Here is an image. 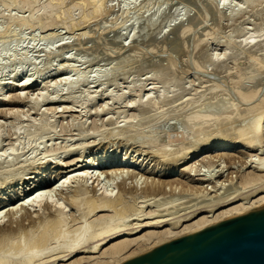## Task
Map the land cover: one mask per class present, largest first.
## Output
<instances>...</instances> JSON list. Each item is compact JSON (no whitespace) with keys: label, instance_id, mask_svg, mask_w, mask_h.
I'll return each mask as SVG.
<instances>
[{"label":"bare ground","instance_id":"bare-ground-1","mask_svg":"<svg viewBox=\"0 0 264 264\" xmlns=\"http://www.w3.org/2000/svg\"><path fill=\"white\" fill-rule=\"evenodd\" d=\"M65 1L66 0H4L0 2V18H5L8 26H10L12 22H15V20L17 21L16 29L9 30L6 27L0 29V37L3 40L8 38L11 39L2 40L0 42V55L2 56L3 53L5 54L0 62V68H5L16 62L21 63V65L34 64L31 58L29 59L27 57V51H25L27 55L23 53L24 51L22 53H19V51L16 52L17 49L14 51L16 54L14 52L11 53L13 50L10 46L13 42L12 39L17 40V35L20 32L26 29H34L36 26H41L43 29L49 27L53 28L52 26L55 22L61 23V21L65 27H67L66 25L68 24L69 26L71 25V29L77 26L81 27L84 26L82 24H86L88 21L90 22L105 11H113L112 7L106 5L107 0H71V2L69 1V3L64 5ZM145 1L147 0H142L140 6H142ZM164 1L165 0H157V9L153 16L145 17L144 12H140L142 14L137 15L138 17L135 19L134 27L135 29L142 28V36H149L152 30V36H159L173 26L174 22H171L165 24L163 29H160L158 33L154 31L158 21L163 19L166 20L173 14L172 7L166 6L162 9L165 3ZM222 1L225 2L226 0ZM18 2L21 8L30 10L29 15L25 14L27 15L25 16L22 14V17L19 18L18 16V18H16L12 8H14L13 6ZM137 4L138 3L131 1L127 2L125 12L129 13L131 9H137ZM236 5V7L230 9L228 14L222 13L218 6L215 7V24L217 25L221 20L225 19L229 27H231L225 35H220L219 31L222 32V29L220 30L218 28H216V30H214V28L213 30L216 32L218 29L219 31L217 33L219 34L212 35L215 34L213 31L211 34L210 31L213 25L208 34L209 36L212 35V38H209V40L212 39L211 41H207V37L196 38L194 41H197L195 44L201 51L206 49L208 43H216L217 45L223 40L225 42L224 44H226L223 54H207L202 52L205 56L201 58L206 61L201 63L197 62L195 65L199 72H203L206 75L209 74L206 80L201 81V83L208 84L205 85L209 90L208 92L201 94L196 99L182 100L186 94L181 92V90L184 91V89L188 87H185L180 78L173 76L174 73L171 72L173 69L163 72L161 67L159 68V66H156V68L154 67L152 69L153 73L150 75L149 80L152 84L163 83L165 86V88H163L164 90H159L160 92H157L158 94L156 95L148 94L145 100H143L144 95L139 92L135 98L132 99L131 106L143 108V110L145 107L147 109H145V113H149L153 110L154 103L152 102L158 99L161 100L163 105L168 107L158 110L153 117L152 121L154 122L151 121V123L146 126V129H136L133 123L126 122V124L121 125L122 127L116 126L108 128L106 131L102 130L104 132L101 131V142L109 137L120 136L121 138L122 135L133 131L142 132L147 138L143 142H136L138 144L137 146L146 147L151 144L156 148L158 144L156 142L150 143L148 139V137L152 135L155 123L166 115L170 117L171 113L173 118L181 117L180 119L186 122V126H188L176 132L177 139L181 140V146L178 147L177 150L176 147L174 149H171L172 147L151 148L150 152L156 157H159L164 163L168 161L173 163L174 165H171L172 168L143 166V159H138L135 154L126 155L124 158L116 160L111 155L115 150L114 145L113 147L104 148L99 152L89 153L87 156H83V159V157L80 156L88 145L82 144L78 149L80 155L75 154L74 157V155H71V151H74V149H70L63 158H52L54 160L50 163H48L50 160H41V162L36 164L35 168L33 167L34 170L22 185L31 184L30 186L33 188L34 196L32 194L30 198L24 201V204L22 202L20 204L18 203V205L23 206L27 203L26 207L24 206L25 209L27 206H29L28 208L37 206L43 209L38 208L39 210H34L37 212V219L32 218L33 213H31V215L29 213L27 218L31 216L32 219L36 220H33V223H29L28 220H30V218L27 220L25 218L26 216H23L27 214L23 207L20 206V208H15L16 206H11L10 208L9 206L8 210H5L7 209L6 207L9 201L20 197L23 192L21 189L23 186L14 187L11 195L8 192L12 188V185L22 178H14L13 172L22 168V163L29 161L20 158L21 156L14 151V145L8 148L11 152H8V149H0V180L2 178V182L0 183V219L1 215L3 218V213H6L4 211L8 213H6L8 216L7 219L10 217V221L5 219L7 221L6 223H0V264H46L47 262H50V264H59L60 262H66L65 264H78L80 260H76L75 257L80 254H84V258H91L95 254L101 256L104 258V262H97L99 264H121L130 256H135L138 252L142 251L140 249L145 247L147 242L152 243V245L147 248L150 250L165 241L199 231L209 225L245 213L249 209L264 205V173H262L264 172L263 155L261 158L260 155L256 156L257 158L259 157L258 160L253 159L256 161L253 172L244 173V175L240 177L241 180H237L239 183H235L236 180L234 182L232 181L237 186L234 184V186L231 185L232 183L230 184L231 181L228 178L227 181L230 182L224 184L227 186L230 184V187L227 188L225 185L223 186L221 182V189H223L224 192L221 190L222 193L220 195L217 192V196L212 200V196L207 197L209 189L211 191V188H208L209 185L213 184L211 186L212 188L217 185L219 177L225 172L222 170L223 167H227L226 163H231V160H234L233 158L236 159L235 155L243 154L246 152V149L255 148L257 146L260 148L264 147V94H262L264 91L261 93L263 97L259 95L261 97L260 101L257 100L259 102H254V104H257H252L253 106H250L251 102L250 104L248 102L249 107L246 102L251 100L254 101L253 98L256 97L257 91L255 92L253 89L250 90L249 87L244 88L242 86L243 79L240 73H237L233 78L231 77L233 84L231 89L233 90L232 93L235 96V100H238L240 103H246L248 107L245 106L244 108L241 104L243 107L242 109L238 102L235 100V102H231L230 100L223 104H219L217 108L209 112L203 110L209 99H214L219 96L220 90L218 89H224L223 86H219V82V85L217 84V80L214 77L218 74L215 73L216 70L219 69V72L224 73V76H226V74H229V69L231 67L225 64L222 66V63H219L221 57L225 58L227 56L231 62H236L245 52L247 58L249 57V60H251L250 67L256 62L259 68L264 70V0H243V2H239ZM245 11L247 13L252 11L257 13L254 15L253 19L250 20V23H253V27L246 28V30L243 27V22L245 21L244 19L247 20L249 17L244 16L246 13ZM238 15L241 16L237 17ZM205 19L203 18L201 20L203 21ZM231 21L232 23H229ZM126 22L127 16H124L119 24L114 22V19H110L104 24L102 31L106 32L112 27L124 26ZM216 25L214 27H216ZM189 28L191 29L185 28L184 30L183 27L181 31L183 30L184 33L191 34L192 26L190 25ZM52 33L54 34V32H51L47 36H44V38L52 36ZM87 33L88 32H84L81 35L83 36V34L86 35ZM120 35L121 33L117 34L114 37V41H117ZM237 36L242 37V39L235 40ZM78 39L76 40L78 41ZM19 41L20 39H18V42ZM77 43L82 47L80 42ZM62 45L61 47L65 46ZM82 52H84L83 48H79L80 55ZM50 53H52V49L45 48V54L48 55ZM97 57L95 56L96 59H99ZM244 57L246 58V56L243 55V58ZM52 58L53 56H47L46 64L48 67L53 66ZM74 59L75 58L71 55H63L55 64L56 67L54 70L55 72H60L65 75L66 84L70 88L80 87L88 80L85 72H80L78 73L76 81H70V75L66 69H68L67 66L70 65L69 62ZM122 63L129 64L128 59L122 60ZM169 65L168 67H173L171 63ZM20 67L13 70L8 78L0 80V106L8 101L7 93L13 90V88L17 91L15 98H20L21 95L24 94V88L32 87L31 84L34 82L41 84L50 77V74L46 72L35 79L31 76L23 77L18 83V76L22 72V67ZM213 71L215 73H212ZM111 72H113V68L106 71L103 76L100 75L98 77L101 83L100 85H103L110 79L109 76ZM127 72L128 71L124 74L126 75ZM256 78L257 75L249 74L247 76V82H251ZM125 83H128L129 86H124V88L127 89L126 92L124 91V94L136 86H141L139 89L142 91L145 86L140 80L126 81ZM119 85L120 83L117 78L113 77L108 83V88L112 86L117 88ZM52 86L56 87L57 85ZM200 87L202 86L200 85ZM259 87H261V85ZM108 88L104 90V95L107 99L114 100L116 97H114L113 89L109 90ZM152 88L154 89L155 87H150L147 92H150ZM255 89L258 90V87ZM180 92L182 96L178 98ZM221 92H224V90H221ZM232 93L230 94L232 95ZM258 93L260 92L258 91ZM71 98L76 101L75 97L72 96ZM96 98L97 96H90L87 100L86 107L91 108ZM123 98H125V95L121 96L118 100H123ZM54 99L57 98L54 97ZM231 99H234V97ZM43 100H46V95L43 91L29 98L28 102L30 106L37 107V111L41 116L37 121H31V123L26 125L25 133L28 139H43L51 134L53 136L57 132L55 124L51 121L49 122L45 109L42 110L40 106V102ZM59 102L74 104L73 101L67 99H63ZM175 102H181V105L185 104L183 107L187 108L183 114H176V108H170ZM63 108L68 109V107ZM88 111L91 110L88 109ZM250 115H252L251 117L253 118L249 117ZM84 125V121L72 123L75 130H78L79 137L85 136L84 133L86 129ZM195 125L198 127L197 130L191 133ZM17 128H19L18 125H15V135L19 133L17 132L19 131ZM184 134H186V136H184ZM89 135L93 136L88 137ZM89 135H86V137H96L95 134ZM3 136L4 132L0 125L1 141ZM18 138L15 140L18 141ZM42 142L44 141L41 140L40 143ZM104 146L105 145H103V147ZM204 153L207 155L201 156ZM8 156L12 157L8 159ZM242 156L240 157L245 161L248 154L246 157ZM238 157L237 155V158ZM237 160L240 161L239 158ZM243 161L241 159L242 163H244ZM35 162L36 159H33L28 165L31 166L35 164ZM190 162H192L191 165H188ZM224 163L225 165L221 166V164ZM17 164L21 165L17 166ZM203 164H205V167L206 164L207 166L209 165L211 169L207 167L210 170L200 172L203 169L200 170L198 167H204ZM61 165H68L69 169L67 168L68 170L65 171V168L63 171L54 172L53 175L50 173L51 177H55L54 179L47 177L48 170L58 169ZM243 165L244 164H242V166ZM215 166L221 167L218 170H214ZM95 170H102V173H106L107 178L105 179L104 175L100 176L102 173H98ZM93 172L94 174H92ZM182 172L189 173V175H192L190 173L193 172V175H201L202 177L198 178L199 181L195 184L188 177L189 180H184L183 177L185 175L182 177ZM62 173L65 174L60 176ZM59 176L63 179L56 181ZM53 180L55 181L51 182ZM90 180L93 187L90 186ZM203 182H207L208 184L204 186ZM7 194L10 197L6 198L5 196ZM57 194L62 198H59L60 201L55 200L57 198L55 195ZM54 196L56 198H54ZM185 196H187V198L189 196L191 199L186 198V200ZM145 197L148 199H145ZM199 198H201L200 202L198 201ZM208 198H210V200ZM59 199L57 198V200ZM192 200L193 202L196 200L198 203L189 205ZM63 201H65V203ZM42 205H45L47 211H44L46 208ZM68 207L69 210L75 209L74 211L76 212L72 215H80V217L78 216V218L75 219L76 217L73 218L71 216L72 221L69 220L71 217L68 219L66 213ZM21 208L23 209L21 213L23 217L20 214L19 217L22 218L21 220L19 218V220L22 222V219L25 218L28 221L26 225L24 223V221H26L25 219L22 223L17 219L18 212H20L19 210H21ZM189 208L190 211L188 210ZM146 209L148 210L146 211ZM186 210H188V212ZM35 212L33 215H35ZM135 220L137 221V225L133 223ZM133 246L137 248L130 251ZM97 257L93 256L91 260H94V258L96 260L98 259Z\"/></svg>","mask_w":264,"mask_h":264},{"label":"rangeland","instance_id":"rangeland-1","mask_svg":"<svg viewBox=\"0 0 264 264\" xmlns=\"http://www.w3.org/2000/svg\"><path fill=\"white\" fill-rule=\"evenodd\" d=\"M1 1H4V0H0V2ZM69 1L71 2V0H66L64 5L69 3ZM129 1L138 3L137 9L139 10H137L136 8H133L129 11V13L125 12V9L127 8L126 3ZM141 1L142 0H107L106 5H109L110 7H112L113 11L112 12L105 11L98 17H95L90 22L88 21L89 23L87 22L88 23V24L86 23L87 25L84 23L82 24L84 26H81V27L72 26L74 28L71 29L70 27L71 25L69 26V24L66 25L67 27H65L62 21L61 23L55 22L52 26L53 28L49 27L50 29L49 28L43 29L41 28V26L40 27L38 26L39 27L38 28L36 26L34 29H26L20 32L17 35V37L18 39H20L21 42L20 41L18 42V39L17 40L12 39L13 42L10 46L13 50L11 51V53L16 51V49H17L16 52L19 51V53H22L24 51L23 53L26 54L25 51H27V54H28V55L26 54L27 57L29 59L31 58L34 64H22L21 65V63L16 62V63L10 64L9 66L5 68H0V80H4L8 78L9 74L13 70L18 69L20 66L22 67V72L18 76V83L23 77L31 76L32 78L35 79V78L42 76L46 72L50 74V77L49 79L45 80V82L41 84H37L34 82L33 84H31L32 87L24 88V94L21 95L20 98H15L16 96L15 94L17 93V91L14 90L15 88H13V90H10L7 93L8 101L5 102L2 106H0V125H1L2 131L4 132L3 139L2 141L0 140V149L7 150L11 145L12 146L14 145L15 147L14 151L21 156L20 157L21 159L28 160L29 162L32 161L33 159H36L35 164H32L30 166L28 165L29 162L25 161L24 163H22L23 165L22 168L15 170L13 172L14 178H17V177L19 178L22 177V178L17 180L12 185V188L8 191L10 195L12 194V190L14 187L16 188V187L23 186L22 184L26 181V178L29 177L30 173L36 167V164L41 162V160L42 161L50 160L48 162L50 163L51 161L54 160L52 158H56V157L58 159L60 157L63 158L70 149L71 150L74 149V151H71V155H74L75 157V154H79L78 149L80 148L82 144H87L88 147L85 149L84 152H82L80 157H83V156L85 157L89 153H94L97 151L99 152L103 150L104 148L113 147L114 145L115 150L112 152L111 155L116 160H120L124 158L126 155L135 154L138 157V159H143L142 160L143 166L144 165H147L149 167L150 166H153V167L162 166L163 168L164 167L165 168L168 167V169L172 168V166L174 165L173 163L169 161L164 163V161L162 162V160L159 157H156L154 154L150 152H151V148L158 149V148H164V147H168V148L172 147L171 149H174L176 147V150H177L178 147L181 146L180 145L181 140L177 139L176 132L188 127L186 126V122H183V120L180 119L181 117L173 118L171 116L172 115L171 113L170 117L169 115H166L155 123V127L152 130L153 131L152 135H150L148 139L150 140V143L156 142L158 144L156 148L155 146H152L151 144H149L150 146L148 145L146 147L137 146L138 144L136 142H143L147 138L146 136H144L142 132L133 131V132L122 135L121 138L120 136L112 137V138L109 137L103 140V142H101L100 141L101 131L102 130L106 131L108 130V128H112L116 126L119 127L121 125L126 124V122L133 123L136 129H139V130L146 129V126L149 123H151V121L153 120L155 113L162 108L168 107L166 105H163L161 100H158V99L152 102L154 103L153 110L150 111L149 113H145L146 112L145 107L143 110V108H136L134 106H131L132 99H134L135 96L139 92L142 95H144L143 100H145V97L148 94L156 95L158 94L157 92L164 90L163 88H165V86L163 83L152 84L151 81L149 80L150 75L153 73L152 69L154 67L156 68V66H159V68L161 67L163 72H167L173 69L171 70V72H173L174 75L173 73L172 75L174 77L177 76L178 78H180V80L185 85V87H188L187 89H184V91L181 90V92L186 94L182 100L196 99L201 94L208 92L209 90L207 86H205L208 84L201 83V81L206 80L209 74L206 75L203 72L202 73L199 72L197 70L198 69L197 66L195 67V65L197 64V62L201 63V62L206 61L205 59L201 58L205 56L202 52H205L207 54H212V53L213 54L214 53L223 54L226 44H224L225 42L222 39H220L222 41H220L217 45L216 43L214 44L208 43L206 49L201 51L200 48L196 46L195 44L197 41L196 42L194 41L196 40V38H204V37H207L206 38L207 41H211L212 39L209 40V38H212V35H216L219 33L220 35L221 34L225 35L230 30L231 27H229V24L227 23L225 19L221 20L220 22L221 24L220 23L217 25L215 24V20H214L215 7L218 6L222 13L228 14L232 7H236L237 6L236 4H238L239 2H243V0H226L225 2H223L222 0H165L164 1L165 3L162 9L165 8L166 6L172 7L173 14L171 17H169L166 20L163 19V20L158 21L157 26L154 29V31L158 33L160 29L161 30L163 29L165 24H168L171 22H174V24L169 30H167L166 32H163L159 36H155V35L152 36L151 34L153 33V30L150 31L149 36H142L141 35L142 28L135 29L134 27L135 19L138 17L137 16L138 14H142L140 12H144V16L149 17V16H153V14L156 12V9H157V0H147L145 1V3H143L142 6H140ZM13 7L14 8H12V11H14L13 13H15L16 18H18V16L20 18L25 14H28V15L30 14L29 13L30 10L26 8H21L19 2L16 3L15 6ZM184 13H187V14H184ZM255 14L257 13H255L254 11L250 13H247V12L245 13L244 16L249 17V19L247 20L244 19L245 21L243 22V27L245 28V30L246 28L253 27V23H250L251 22L250 20L253 19ZM124 16H127V22L125 23L124 26L112 27L106 32L102 31L104 24L108 20L114 19V22L119 24V22L123 20ZM239 16L241 15H238L237 17ZM203 18L205 20L202 21L201 19ZM16 22L17 21L15 20V22H12L10 26H8L7 20L5 18H0V29H4V27L8 28L9 30L16 29L17 28ZM229 23H232V21ZM190 25L192 26V30H193V31L191 30V34L184 33L183 30L181 31L183 27H184V30L185 28L191 29L189 28ZM213 25L214 26L216 25V27H214ZM216 28L220 30L222 29V32L219 31L218 29L215 32L214 30H216ZM209 30L211 31V34H212V31L215 34H212L209 36L208 35L210 33ZM218 31L219 33H217ZM51 32H54V34L52 33L53 34L52 36L44 38V36H47ZM84 32H88V33L86 35L83 34L84 36L83 37L81 34ZM181 32H183L184 34ZM119 33H121L119 39L117 41H114V37ZM76 39H78V41ZM237 39L238 40L242 39V37L237 36L235 40ZM2 40L3 39L0 37V42ZM4 40H11V39L8 38ZM77 42H80L82 47H80ZM62 44L65 46L61 47ZM45 48L47 49L51 48L52 53L46 55ZM79 48L81 49L83 48L84 50V52H82L81 55L79 53ZM16 52L14 53L16 54ZM63 55H69V56L71 55L72 57L75 58L73 61L69 62L70 65H68L67 66L68 69H66V71L70 75V81L72 82L76 81L78 78V73L85 72V75L88 77V80L87 82H85L84 85L77 87V88H70L66 84L65 75L61 74L60 72L54 71L56 67L55 64L58 62L59 59H61V57H63ZM243 55L246 56V58L245 57L243 58ZM4 56H5L4 53L2 54V56L0 55V58H1L0 62L2 61V58ZM47 56H53L52 58L53 66L51 67H48V65L46 64ZM95 56L96 57L98 56L97 58L99 59H96ZM241 57L238 58L236 62H231V60L227 56L225 58L221 57V59L219 60V63L220 64L222 63V66L225 64L226 66H230L231 68L229 69V74H226V76H224V73H220L219 69L216 70V73L214 72L215 70L212 72V73L218 74L214 78L217 80V84L219 82L220 85L219 84L218 85L223 86L224 89L219 88L218 89L220 90L219 96L217 98L209 99L207 101L206 105L203 108L205 112L214 110L215 108L219 106V104H223L226 101H230V100L231 102L232 101L238 102L239 106H241L242 104V106L245 108L248 102L249 104L251 102L250 104L251 106L252 104H254L255 101L257 100L260 101V98H261L260 96L263 97L262 94L264 93L262 92L264 91V70H261L258 64H256V62L250 67L249 65H251L250 64L251 60H249V57L247 58V55L245 54V52L244 54H242ZM124 59H128L129 64L122 63V60ZM170 63L173 65L172 68L168 67ZM110 68H113V72L110 73L109 78L111 79L115 77L120 83L119 87L117 88H114L113 86L108 88V83L110 82V79L106 81L103 85H100L101 83L98 80V77L100 75L103 76L106 71H109ZM126 71L128 72L125 75L124 73ZM237 73L241 74V77L243 79L242 86L244 88L249 87L250 90L253 89L255 92L257 91L256 97L253 98L254 101L253 100L247 101L246 102L247 104H246L244 102L240 103L238 100H235V96L232 93L233 90L231 89L233 85L231 77L233 78L234 76L237 75ZM249 74L257 75V78L251 82H247L248 81L247 76ZM139 80L142 81L143 84H145L142 91H140L139 89V87L141 86H136V87H133L131 90L127 91L126 94H124L127 90L124 88V86H129L128 83H125L126 81L129 82V81H139ZM52 85H57V86L53 87ZM200 85L202 87H200ZM260 85L261 87H259ZM153 86L155 88L154 89L152 88L150 92H147L148 89ZM254 87L255 88L258 87V90H256ZM107 88L109 90L113 89L114 97H116L114 100L109 99V98L107 99L105 97L104 90ZM221 90H224V92H221ZM40 91H43L46 95V100H43L42 102H40V106L42 110L45 109V112L47 114L46 116L48 117L49 122L51 121L55 124V128L57 132L53 136L51 134L49 136L44 137L43 139L41 138L28 139L25 133L26 125L28 123H31V121H37L41 116L39 115V112L37 111V107L30 106L28 101L30 97L35 96V94L39 93ZM258 91L260 93H258ZM181 92L178 95V98L182 96ZM229 92L232 93V95ZM123 95H125V98H123V100H118ZM72 96L76 98V101L71 98ZM90 96H97V98L93 101L92 107L87 108L86 104ZM232 96L234 97V99H231L233 98ZM54 97H56L57 99H54ZM63 99L73 101L74 104L59 102ZM180 103L181 102H175L174 104L170 106V108H176V112H175L176 114H183V112L186 111L187 107H183L185 104L181 105ZM242 106L240 108L243 109ZM63 107H68V109H64ZM88 109H90L91 111H88ZM251 116L252 115H250L249 117ZM79 121L85 122L84 126L86 129V132L84 133L85 134L84 137H79L78 130H75V128L72 126L73 122L77 123ZM15 125H18L19 127L17 128V130H19L17 132L19 133H17L16 135L14 133V130L16 129V128L14 129ZM197 128H198L197 125H195V127L191 130V133L196 131ZM89 134H95L96 137L88 138L90 136H93ZM17 135L18 137L19 136L20 137L18 138ZM86 135H89V136L86 137ZM184 136H186V134H184ZM17 138H18V141L15 140ZM41 140H43L44 142L40 143ZM103 145L105 146L103 147ZM9 150L10 149H8L7 151L11 152ZM246 152H244L243 154L236 153L239 156L238 158L240 159V161L237 160L238 159L237 155H235L236 159L233 158L234 160L233 161L231 160V163L225 162L227 164L226 165L227 167H223L222 170L225 172L222 174V176L219 177L218 183L222 182L223 186L225 185L227 188L233 185L234 184L233 182L235 180H236L235 183H239V181L237 182V180H241L240 177L243 176L244 173L247 174L246 172L250 173L254 171V168H255L254 166L256 164L255 160L259 159V157L257 158L256 156L260 155V158L262 157V155L264 156V147L260 148L257 146L255 148L246 149ZM206 155L207 154L204 153L201 156H206ZM242 155L245 157L247 156L246 157L247 159L244 157L245 161H243L244 159L240 157ZM10 157L12 156H8V159ZM241 159L244 163L241 162ZM236 161L239 163H237ZM191 163L192 162L188 163V165H191ZM225 163L221 164V166L225 165ZM242 164L244 165L242 166ZM20 165L21 164H17V166H20ZM203 165L204 167L198 165L199 166L198 169L199 168L200 170L203 169L200 172H203V171L206 172V170L208 171L211 169L209 165L207 166L206 164V167H205V164ZM221 166H215L214 170H218ZM60 167L58 169L56 168L53 170H48L47 177L53 178L51 177V174L53 175L54 172H57L60 170L63 171L65 170V168H66L65 171L69 169L68 165H61ZM207 167H209L210 169ZM97 172L102 173V170H98ZM63 174L65 173H62L60 176H63ZM92 174H94V172ZM181 174H182L181 175L182 177L185 175L183 177L184 180L189 178L195 184L199 181L198 178L202 177L201 175H193V172L190 173L192 175H189V173H185V172H182ZM101 175H104L105 177L104 176L103 177L105 179L107 178L106 173H102L100 174V176ZM60 176L58 177L56 181H60L63 179L62 177L60 178ZM231 177L233 180L231 179ZM228 178L231 182L227 181ZM1 180H0V183L2 182ZM54 181L55 180L51 182H54ZM227 182H230V184L231 183L232 184L230 185L228 183L229 185L227 186L226 185ZM89 183H90V186L93 187L91 185V180ZM218 183L214 188L211 187L213 184L209 185L208 187V188H211V191L209 189L207 197L212 196L211 200L217 196L216 194L219 193L220 195L222 193L221 190L223 191V189H221L222 183L221 184L220 183L218 184ZM207 184H208L207 182H203L204 186ZM30 185L29 184L24 185L23 188H21L23 191L21 196L13 200H10L6 207L7 209L5 210H8L9 206L10 208L11 206L12 207L16 206L15 208L17 207L20 208L21 205H18V203L20 204L23 202L24 204V201L30 198L32 194L34 196L33 188ZM55 196L58 199L60 198L59 194ZM55 196L54 198H56ZM5 197L7 198L10 196H8L7 194ZM148 197H152V196H148ZM190 197L188 196L187 198V196H185V199L186 198L191 199ZM57 198L55 199L56 201H60V199H62L60 198L59 200H57ZM145 199H148V198L145 197ZM199 199L198 201L200 202L201 198ZM208 199L210 200V198ZM195 201L196 200H194L193 202L192 200L191 202L193 203L190 202L189 205L198 203L197 201L196 202ZM63 202L65 203V201ZM26 204L21 206L23 207L24 211L26 210L25 212L27 213V214H24L23 216L24 217L26 216L25 218L27 220L30 218L31 222L30 220H28L29 223H33L34 221H36L35 219H37L36 218L37 212L35 211L39 209H43V208H39L37 206L36 207L32 206L28 208L29 206H27V208L25 209L24 206L26 207ZM185 205L188 206L187 204ZM42 206L45 207V205H42ZM23 209L21 208L22 211L19 210L20 212H18V216H17L18 221H20L21 218L23 217L21 214L23 212ZM74 210L75 209L69 210V207H68V211L66 212L68 219L71 216L73 218L76 217L75 219H77L78 216L80 217V215H75V216L72 215V214H75L76 212ZM147 210L148 209H146V211ZM188 210L190 211V208ZM188 210L186 211L188 212ZM44 211H47V208ZM4 212L7 213V211H4ZM34 212H35V215H33ZM6 213H3V215L5 216V217L3 216V218L1 215L0 223H6L8 220L10 221V217L9 219H7L8 213L7 214ZM29 213L30 215L31 213H33L32 218H35V219H32L31 216L27 218V215ZM20 214L22 217H19ZM72 217L69 220H71ZM146 217H143V218H146ZM25 218L22 219V222ZM5 219H7V221ZM27 220L24 221L25 225L27 224L26 222H28ZM75 221H78V220H75ZM20 222H17V223H20ZM136 222H137L136 220L133 221V223H136ZM13 223H16V222H13ZM72 223H77V222H72ZM146 244L147 245L145 247L140 249L142 251L138 250L140 251L138 253L149 250L147 248H149L150 245H152V243L147 242ZM134 248H137V247L133 246L130 251H133ZM93 256L97 257L99 255L95 254ZM84 257H85L84 254H80L75 257L76 260H80L78 264H88V263L92 264V262L93 264H95V262L96 264H99L97 262H100V261L104 262V258H102L101 256L97 257L98 259L96 260L95 258L94 260L92 259L93 261L91 260L92 257L91 258L89 257L84 258ZM65 263L66 262H62V263L60 262L59 264H65ZM46 264H50V262L49 263L47 262Z\"/></svg>","mask_w":264,"mask_h":264},{"label":"water","instance_id":"water-1","mask_svg":"<svg viewBox=\"0 0 264 264\" xmlns=\"http://www.w3.org/2000/svg\"><path fill=\"white\" fill-rule=\"evenodd\" d=\"M121 264H264V205L165 241Z\"/></svg>","mask_w":264,"mask_h":264}]
</instances>
